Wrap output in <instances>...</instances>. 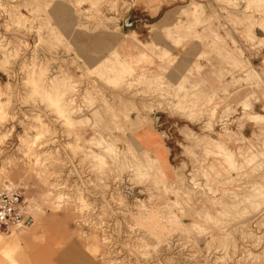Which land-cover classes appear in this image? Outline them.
Wrapping results in <instances>:
<instances>
[{
  "label": "rangeland",
  "instance_id": "1",
  "mask_svg": "<svg viewBox=\"0 0 264 264\" xmlns=\"http://www.w3.org/2000/svg\"><path fill=\"white\" fill-rule=\"evenodd\" d=\"M256 49L264 0H0V264H264Z\"/></svg>",
  "mask_w": 264,
  "mask_h": 264
},
{
  "label": "built area",
  "instance_id": "2",
  "mask_svg": "<svg viewBox=\"0 0 264 264\" xmlns=\"http://www.w3.org/2000/svg\"><path fill=\"white\" fill-rule=\"evenodd\" d=\"M32 222L22 193L16 188L0 189V232L9 233L15 227H27Z\"/></svg>",
  "mask_w": 264,
  "mask_h": 264
},
{
  "label": "crops",
  "instance_id": "3",
  "mask_svg": "<svg viewBox=\"0 0 264 264\" xmlns=\"http://www.w3.org/2000/svg\"><path fill=\"white\" fill-rule=\"evenodd\" d=\"M254 67L256 69H261L263 64H264V49H261L260 51H258L257 49L254 50ZM254 113H255V117H259L261 119V117L264 116V98H259V99H254ZM256 119H254V124L252 123H247L248 127H252L254 129V133L257 132L259 130V125L256 123ZM141 130L136 132V136L139 138L140 143L147 149H149L151 151V155H154V157L159 159V153L162 152L163 153V157L166 160H169V154L167 151H164L161 147L160 144H162L164 146L163 143V139L158 137V132H156L157 137H146L144 139H141Z\"/></svg>",
  "mask_w": 264,
  "mask_h": 264
},
{
  "label": "bare ground",
  "instance_id": "4",
  "mask_svg": "<svg viewBox=\"0 0 264 264\" xmlns=\"http://www.w3.org/2000/svg\"><path fill=\"white\" fill-rule=\"evenodd\" d=\"M12 231V230H11Z\"/></svg>",
  "mask_w": 264,
  "mask_h": 264
}]
</instances>
